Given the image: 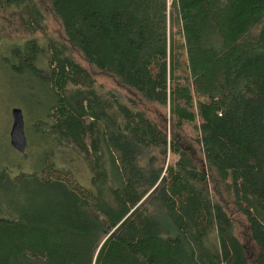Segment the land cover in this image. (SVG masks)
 Masks as SVG:
<instances>
[{"label": "trees", "instance_id": "trees-1", "mask_svg": "<svg viewBox=\"0 0 264 264\" xmlns=\"http://www.w3.org/2000/svg\"><path fill=\"white\" fill-rule=\"evenodd\" d=\"M0 17L44 37L35 127L90 182L21 173L38 194L0 210V264H264V0H0Z\"/></svg>", "mask_w": 264, "mask_h": 264}, {"label": "rangeland", "instance_id": "rangeland-1", "mask_svg": "<svg viewBox=\"0 0 264 264\" xmlns=\"http://www.w3.org/2000/svg\"><path fill=\"white\" fill-rule=\"evenodd\" d=\"M33 37L41 50L36 53L35 62L24 64L12 59L14 48ZM44 43L41 34L30 35L17 24L2 28L0 17V173L3 171L7 175H0L1 211L16 210L20 204L34 201L38 192L30 179L21 173L36 172L46 163L71 173L81 186L90 188L84 161L71 149L54 144L35 127V123L45 119L48 107L54 101L48 84L41 79V74L48 73ZM106 85L110 84L106 82ZM12 108H18L22 115L25 137L22 152L16 151L9 142Z\"/></svg>", "mask_w": 264, "mask_h": 264}, {"label": "water", "instance_id": "water-1", "mask_svg": "<svg viewBox=\"0 0 264 264\" xmlns=\"http://www.w3.org/2000/svg\"><path fill=\"white\" fill-rule=\"evenodd\" d=\"M10 145L18 152H22L25 146L23 133V120L18 108L11 109V125L9 129Z\"/></svg>", "mask_w": 264, "mask_h": 264}]
</instances>
